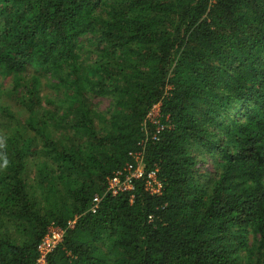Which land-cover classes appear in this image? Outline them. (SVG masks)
Instances as JSON below:
<instances>
[{
	"label": "trees",
	"instance_id": "1",
	"mask_svg": "<svg viewBox=\"0 0 264 264\" xmlns=\"http://www.w3.org/2000/svg\"><path fill=\"white\" fill-rule=\"evenodd\" d=\"M0 73L26 111L0 124V264H37L51 225L45 264H264V0H0Z\"/></svg>",
	"mask_w": 264,
	"mask_h": 264
},
{
	"label": "rangeland",
	"instance_id": "2",
	"mask_svg": "<svg viewBox=\"0 0 264 264\" xmlns=\"http://www.w3.org/2000/svg\"><path fill=\"white\" fill-rule=\"evenodd\" d=\"M82 50L81 57L83 58L85 63H91L93 59L96 57V54L94 52H90V48H92L97 42H93L91 40H88V36L83 37L82 39ZM10 86H12V79L10 75H4L3 73H0V106H7L11 109L13 112V115L5 116L3 114H0V124L2 127L7 125L8 123L11 125L10 122H15L16 120L23 119L26 116V111L23 110L22 106L19 105L12 97H10L8 91ZM52 89L47 80L45 78H42V85H41V93L43 94V98L45 99L46 96L52 95ZM93 101L97 104L98 109H106L109 105V99L108 98H102L100 96H93ZM159 103L154 105L152 109L149 112L148 117L157 120V117L159 115ZM1 112V110H0ZM14 118H17L14 120ZM196 159L198 160L197 166L199 171L201 172V178L206 179L207 175H211L215 171L216 167V158L217 153H214V157L211 156V153L206 151L205 149L198 148L196 151ZM155 180V179H153ZM264 180V179H263ZM153 181L151 182V184ZM153 188H157V185L152 184ZM249 243L254 244L257 243V240L259 238L258 234H255L254 232L250 231L248 233ZM247 253L246 250L244 251L245 254Z\"/></svg>",
	"mask_w": 264,
	"mask_h": 264
},
{
	"label": "built area",
	"instance_id": "3",
	"mask_svg": "<svg viewBox=\"0 0 264 264\" xmlns=\"http://www.w3.org/2000/svg\"><path fill=\"white\" fill-rule=\"evenodd\" d=\"M150 112V111H149ZM149 115V113H148ZM137 159L136 165L132 163H127L123 168L115 170L113 175L109 177L107 190L115 194L120 190L133 188L132 178L143 175L144 168L141 163L139 156L135 157ZM148 179L146 181V186L150 190L157 192L160 190L161 183L156 178L154 170L147 172ZM155 179V180H153ZM152 184L157 185V188H153ZM100 193H95L93 195L92 209H95L96 204L100 200ZM64 234V229L58 225H51L48 231L43 236L41 241L38 243V257L37 264H45L47 253L58 243Z\"/></svg>",
	"mask_w": 264,
	"mask_h": 264
},
{
	"label": "clouds",
	"instance_id": "4",
	"mask_svg": "<svg viewBox=\"0 0 264 264\" xmlns=\"http://www.w3.org/2000/svg\"><path fill=\"white\" fill-rule=\"evenodd\" d=\"M5 148V138L0 136V149ZM9 164V160L6 152L0 151V167H7Z\"/></svg>",
	"mask_w": 264,
	"mask_h": 264
}]
</instances>
